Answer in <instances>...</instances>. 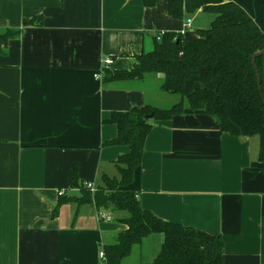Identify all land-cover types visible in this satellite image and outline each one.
Segmentation results:
<instances>
[{"label":"crops","instance_id":"crops-1","mask_svg":"<svg viewBox=\"0 0 264 264\" xmlns=\"http://www.w3.org/2000/svg\"><path fill=\"white\" fill-rule=\"evenodd\" d=\"M232 1L264 32V0ZM202 12L173 18L167 0H0V32L19 31L0 52V264H105L103 244L126 226L87 204L63 203L55 217L53 209L60 197L79 195L75 180L96 187L103 174L117 175L115 161L129 148L103 145L117 134L113 111L168 109L181 97L159 90L161 73L104 83L103 68L128 70L163 32L190 42ZM218 81L206 82L200 68L184 97ZM258 154L257 135L221 132L215 118L186 105L154 121L132 186L163 220L220 236L222 264H264ZM162 240L147 236L122 264L150 262Z\"/></svg>","mask_w":264,"mask_h":264},{"label":"trees","instance_id":"trees-1","mask_svg":"<svg viewBox=\"0 0 264 264\" xmlns=\"http://www.w3.org/2000/svg\"><path fill=\"white\" fill-rule=\"evenodd\" d=\"M158 0H143L153 6ZM168 13L173 18L190 16L197 10L214 15L209 27L197 29V37L185 42L183 35L163 32L154 38L152 50L135 55L136 61L128 70L103 68L104 83L143 79L148 74L161 73L159 90L179 95L181 100L168 109L151 105L133 107L126 111H113L108 122L115 124L117 134L103 145H127L129 151L115 161L116 176L103 174L92 193L74 181L77 196H62L55 205L67 202L77 206L93 205L97 212L109 211L126 226L112 242L102 246L105 264H122L144 238L161 234L159 252L150 262L140 264H222L223 240L203 230L170 222L141 206L133 186L136 170L143 155L146 136L154 121H164L183 111L202 110L215 118L220 131L233 136L259 137L258 160L264 169V55L255 58L253 53L264 47V32L252 17L232 0H167ZM34 23L31 22V24ZM19 33L15 29L0 32V52L9 39ZM159 37V39H158ZM205 69V81L218 78L214 90L196 86L184 97L188 78ZM256 71L260 76L258 89ZM152 115L148 119V115Z\"/></svg>","mask_w":264,"mask_h":264},{"label":"built area","instance_id":"built-area-1","mask_svg":"<svg viewBox=\"0 0 264 264\" xmlns=\"http://www.w3.org/2000/svg\"><path fill=\"white\" fill-rule=\"evenodd\" d=\"M189 25H190V19H186V21L184 23V26L185 27H188ZM158 39H159V37H158ZM111 63H112V59L111 58H105L103 60V65L104 66H108ZM95 76L97 77L98 75H95ZM85 186L90 190V192L93 193L95 191V187H94V185L92 183H86ZM57 194H58V196H61V195L64 194V191H62V190L61 191H58ZM97 213H98L99 217L102 218V219L110 220L112 218V214L110 212H108V211L101 210V211H99ZM100 255H101V258L104 259L103 251L100 252Z\"/></svg>","mask_w":264,"mask_h":264},{"label":"rangeland","instance_id":"rangeland-1","mask_svg":"<svg viewBox=\"0 0 264 264\" xmlns=\"http://www.w3.org/2000/svg\"><path fill=\"white\" fill-rule=\"evenodd\" d=\"M195 14V13H194ZM193 17V16H192ZM214 15L212 13H209V12H202L201 14L200 13H197L194 18L196 20H198L200 22V25L197 26V27H201L202 28H207L209 27V24L211 22V20L213 19ZM196 23V22H195ZM173 95V94H172ZM175 96V95H174ZM176 99H177V95L175 96ZM93 207V205H91ZM109 212V211H108ZM111 213V212H110Z\"/></svg>","mask_w":264,"mask_h":264},{"label":"water","instance_id":"water-1","mask_svg":"<svg viewBox=\"0 0 264 264\" xmlns=\"http://www.w3.org/2000/svg\"><path fill=\"white\" fill-rule=\"evenodd\" d=\"M259 55H264V47L259 50V51H256L255 53H253L252 57H251V60H252V63L254 64L255 63V58ZM256 77H257V84H258V89L259 91L261 90L260 88V76L258 75L257 71H256ZM263 103H264V100H263ZM148 119H151L152 118V115H148L147 116Z\"/></svg>","mask_w":264,"mask_h":264}]
</instances>
